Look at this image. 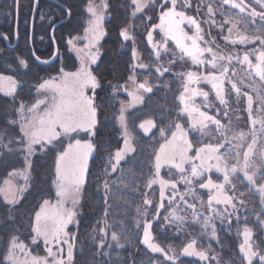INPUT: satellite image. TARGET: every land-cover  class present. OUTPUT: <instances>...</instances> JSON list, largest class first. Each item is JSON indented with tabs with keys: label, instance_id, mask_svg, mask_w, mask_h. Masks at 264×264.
<instances>
[{
	"label": "snow or ice",
	"instance_id": "6c2138e0",
	"mask_svg": "<svg viewBox=\"0 0 264 264\" xmlns=\"http://www.w3.org/2000/svg\"><path fill=\"white\" fill-rule=\"evenodd\" d=\"M157 4H159V24L146 28L149 45H155L152 48V55L155 56L156 61L164 60L161 53H170L168 64L172 66L176 60L171 57H175L178 50L181 59L187 58L192 65L197 66L198 69L203 67L205 71L189 70L186 73H180L183 90L176 96L177 115L188 117L187 129L178 121L158 126L154 118L144 119L139 124V129L145 135L158 128L160 137L164 139V143L160 144L159 150L154 154L155 176L147 180V187L150 188L159 183V195L163 200L165 188L171 187L175 190L177 182L160 178V169L163 165L175 168L180 173L179 183L184 185V192L179 199L192 210V222L200 224L205 231L211 229L212 238L217 239L215 218L223 219L225 213L228 216L237 214L240 208L246 207L247 202L244 199L246 195H251L253 191L258 193L261 207L264 208V83L259 89H255L256 99L259 101L257 111L260 115L258 117L253 116V97L247 92L243 93L247 97L246 110L249 114V123L253 126L259 124L258 129L253 127L247 134L242 131L236 132L231 127L230 121L228 124L222 122L219 107L223 106L225 109L229 107V101L225 98V81L231 85L232 91L237 94V99L241 95V89L237 83L228 77L230 70L233 74L236 72L235 67H231L233 60L239 65H246L249 78L254 74L259 81L264 82V0H249L248 3H245V0H220L219 8L214 7L210 0L206 5V15L211 21V26L219 28L221 33L227 30V35H223L222 39L234 47L246 46L242 57L231 53L221 54L220 46L215 41H206V44H215V50L212 46H200L199 42L205 39L201 22L194 15H188L186 11L192 7L191 0H182V2L181 0H126L127 17L121 22L119 37L124 41L134 40L135 19L138 16L143 17L149 7L155 8ZM178 6L183 10H178ZM202 6H204V0H199L195 10L197 15L200 14ZM223 6H228V10H225ZM14 7L18 14L19 0H14ZM231 9L236 11L230 12ZM85 10L89 18L84 28V36L80 39L86 40L87 43L83 48H77L74 43L77 38H71L68 41L70 50L76 52L80 59V66L75 71H66L61 66L55 76H49L39 82L35 86L37 98L31 104L25 103L22 98L17 99V90L21 85L13 76L0 75V92L11 98L8 102L10 108L4 111L3 131H0V158L15 153L24 155L25 159L23 170L14 169L8 173L9 178L19 177L24 183L14 184L11 179H5L0 186V195L3 196L0 207L4 208V215L0 216V225L16 226L15 232L7 238L6 249L0 256V264H76L74 250L79 237L68 229L69 225L78 224V209L91 175L89 157L96 150L91 139L84 140L76 137L80 133L88 137L95 136L100 124L99 115L103 101L97 103L99 99L97 90H102L103 85L99 77L90 70L89 65L95 64L99 57L98 45L100 39L106 34L104 20L105 16L111 12V4L109 0H99V2L87 0ZM68 14H71L70 9ZM217 15L223 17L219 23L215 19ZM151 19L147 17L149 23ZM258 20L261 22L259 25H257ZM181 25H187L192 29V34L186 32ZM157 28L162 38L154 41L153 32ZM169 41L174 43V50H170ZM132 56L134 61L138 60L135 47H133ZM253 56L255 61L251 59ZM151 58L152 56L149 57ZM36 60L40 63H49V61H41L38 56ZM224 61L227 63H222ZM19 63L27 67L25 60L19 59ZM170 66L166 67L163 63H157L155 73L158 74V79H162L171 71ZM135 67L152 71L151 66L143 63H138ZM209 68L215 71H209ZM128 80L131 81L135 90L128 91L127 82L124 85L110 84L109 87L113 88V98L123 88L132 97V103H142L144 96L141 93L153 92L154 85L148 79L139 82L137 77L129 76ZM202 82L211 86L219 106L209 100V92L190 87ZM240 83L243 84L244 81L241 80ZM161 86L170 87L166 83L155 85V87ZM86 89L91 90L95 95H86ZM196 97H202L205 103L197 106L193 103ZM131 106V103L126 105L121 102L119 113L114 116L122 134L123 147L108 154V159L96 177L97 194L104 201L105 209L102 221L98 222L93 230L92 241L95 248L93 261L95 262L99 254L100 257L105 258L103 264H119L118 261L111 259L113 251L122 249L126 243H130L128 231L123 226V222H121V228L111 231L109 236L110 226H107V217L110 208L109 200L119 193L121 202L126 203L123 193L134 190L136 185V174L132 169L125 170L120 167V175L113 179L118 166L125 161L126 155L135 151L132 145L134 121H129L125 115L126 109ZM213 107H216L215 114L202 110V108ZM160 111L159 123L163 124V115L168 110L161 106ZM223 115L227 117V111H224ZM189 130H194L201 136L208 137L209 140H215L216 143H204L194 148L192 141L189 140ZM229 133L232 134L229 135ZM65 139L68 140L66 146ZM193 151L195 156L189 155ZM38 154L54 158V178L51 184L55 189L56 199L55 202L47 198L41 199L29 220V235L31 244L39 246L42 242L45 245L48 256L51 257L50 260L33 255L29 251L28 244L18 235L23 225H17L19 217L16 213L27 193L31 191V171L34 161L30 158L37 157ZM212 172L217 174L216 180L210 175ZM241 184L246 188V192H238V185ZM114 185L119 187L114 188ZM197 186L209 192L207 215L197 213L196 205L188 203L185 199L189 196L194 200L201 199L197 196ZM168 199L169 211L164 218L166 226L175 224L178 230L182 229L187 217L179 214L178 207L171 206L175 204L174 196ZM143 204L155 206L157 213L164 207L163 204L154 205L153 201L146 197ZM213 204L223 205L224 211L219 208L213 209ZM229 208L232 212L227 211ZM254 214L260 231L264 232V211ZM147 215V207L137 208L138 217ZM151 226L152 221L145 219L143 239L140 243L146 245L152 253L161 254L167 264H179V255L175 249L165 248L153 242ZM243 236L244 242L239 247L242 264L243 262L255 264L256 260L258 264H264V241L253 244V229L248 227L247 223L243 228ZM195 244V240L186 243L182 248V254L197 256L201 261L208 260L209 251L196 250ZM212 259L216 257L212 256ZM133 264H135L134 261ZM149 264H155V262L150 261ZM218 264H225V262L220 260ZM230 264L235 262L232 261Z\"/></svg>",
	"mask_w": 264,
	"mask_h": 264
},
{
	"label": "trees",
	"instance_id": "16d2710c",
	"mask_svg": "<svg viewBox=\"0 0 264 264\" xmlns=\"http://www.w3.org/2000/svg\"><path fill=\"white\" fill-rule=\"evenodd\" d=\"M57 1L66 6L68 10L70 9L71 12L69 21L58 28L56 31V36H58V45L63 62L69 66L67 69H74V58L67 54L66 47L61 44L60 37L62 36V32H67L71 35L82 27L80 20L82 19V10L84 9L87 0ZM109 2L111 4V20L106 22L108 34L107 38L102 44V54L98 59L97 65L93 68L94 74L99 77L103 85L102 90H97L99 96L97 103L103 101V106L101 108V114L99 115L100 124L98 126V132L96 133V137L93 141L96 150L89 159L91 175L89 177L87 190L81 201L82 208L81 213L78 216V224L75 223V226L69 230L72 233L78 234L79 237L74 250L76 264H103L105 259L97 254L95 262L93 261V253L95 252L92 241V237L94 235L93 230L96 228L98 222L102 221L105 209L104 201L97 194L96 177L99 173V170L103 167L104 163L108 159V154L113 153L120 146V140L117 137L116 131L112 129L113 125L111 124V120H109L110 117L116 112V108H120V105L115 103V99H123L124 101L122 102L124 104H130L129 99L126 98L128 91H125L122 88L119 94L113 98V96L109 94L113 88L109 87V85H124L127 82V88L129 89V84H131V81L128 80V77L134 76V74L136 75L134 69L139 68L135 67V65L139 63V60L134 61L132 56L133 47L136 48L138 54V42L136 40L124 41L118 35L121 22L127 17V11L125 8L126 0H109ZM1 5L4 9H12L13 0H1ZM30 5L31 0H19V8L21 10L28 11L31 7ZM43 5L44 4L42 3L39 7L42 8ZM51 7L58 9L55 6ZM121 46H124V48L120 49ZM51 72L55 73L53 69H42L43 78ZM4 73H7V70H5L3 65L0 64V74ZM39 82V78L37 80L26 79L24 81L26 84H38ZM22 89L25 90L29 88L23 85ZM154 89L152 93H147V96H145L144 100H150L155 96L156 89ZM122 91H124V93H122ZM170 95H158L160 99L159 101H163L164 99L167 100H165L164 106H167V110L169 111L165 112L163 115V121L166 120L167 123L168 118H171V120L174 121L183 119L181 116L178 117L176 111H173L175 108L173 106V98ZM21 97L23 96H20V98ZM25 99L27 100L28 98L25 97ZM141 110H143V107H140V109L138 107L137 110L133 111L132 118L140 114L142 112ZM157 113V115L154 114V116H151V118H154L155 120H161V111ZM1 130H3V124L0 126V131ZM135 131L140 136H142L137 129ZM152 133L153 134L150 135L151 139L155 138L156 135H159V131H157V129H155ZM159 138H161L160 135L157 137V139ZM193 147L197 146L193 145ZM51 157L52 156L42 158L41 155L38 154L37 157L32 159L34 161V167L32 169V172H34V176L32 175V190L36 194L31 197V203L29 206L22 207L20 205L18 208L16 213V215L19 217L17 220V225H23L18 235H26L29 233V220L34 214L33 210L38 208L41 199L52 197V192L46 187V185L48 186L46 172L51 168ZM127 162L128 160L118 166L116 173L113 175V179L120 175V167L126 168ZM21 166L22 161L17 154H11L0 158V180L4 177V173L16 168H20ZM36 172L42 173L40 179L37 178ZM149 173H151V171ZM169 177L170 176L168 174H162V178L165 180H169ZM40 183H44V188H39ZM36 187L39 188L37 191ZM114 188H118V185H114ZM170 192L173 191L171 190L168 193ZM144 193V189L137 190V192H134V190H128L127 192L123 193V196H125L123 198L126 203L121 202L119 193L109 200L110 208L109 215L107 217V226H110L109 236L111 231L120 229L121 222H123V226L127 229L130 239V243H126L124 248L113 251L111 257L113 261H118L119 264H133V261L135 264H149L150 261L155 262V264H167L161 254L152 253L146 245L140 243L144 221L142 222L141 219H138L139 217L137 216V208L143 209L144 207H147V217H150L147 220L152 221L151 235L153 237V242L165 248L172 247L175 249L176 253L179 255V264H217L220 260H223L225 264H230V262H232L235 255L233 254L232 258L230 255L234 253L235 248L232 247L230 242L232 232L230 229L227 228L224 231H219V233L216 231V242L215 240L212 241L213 238L211 239L209 237L210 235H208L207 231L199 229V227L188 218L182 229L178 230L175 225L166 226L163 217L169 208L166 204L167 202L163 200V209H161L157 214L158 218L156 217V220H152L156 213V207L153 205L150 207L145 206L143 204V200L146 197L149 200H153V204L157 206L158 189L153 187L151 192H147V194ZM0 201H2L1 197ZM3 215L4 208L0 207V216ZM137 222H139V227H137ZM15 229L16 226H0V256L3 255L6 249L8 236L15 232ZM210 231L211 230H209V232ZM192 240L196 241L195 247L197 250L209 251V259L207 262L201 261L198 257H194L192 259L181 254L183 246ZM123 242L124 241H122V243ZM212 255L218 259V262H214Z\"/></svg>",
	"mask_w": 264,
	"mask_h": 264
},
{
	"label": "rangeland",
	"instance_id": "374dc122",
	"mask_svg": "<svg viewBox=\"0 0 264 264\" xmlns=\"http://www.w3.org/2000/svg\"><path fill=\"white\" fill-rule=\"evenodd\" d=\"M97 2H99V0H97ZM181 2H182V0H181ZM208 2H210V0H204V6L201 7V11H200L199 15H197L195 12L197 5L199 3V0H191L192 7L190 9L186 10L188 15H194L195 18L201 22V27H202V31H203L205 39L199 42L200 46L201 47L212 46L215 50V44H206V41H215V43H218L220 46L219 50L221 51V54L227 55V54L231 53L233 55H240L242 57L243 52L246 50V46L237 45L234 47L230 44H227V42L222 39L223 35H227V30L225 29V31L223 33H221L219 28H217L215 26H211V21L208 20L207 15H206V5ZM212 2H213L214 7H217V8L220 7V0H212ZM248 2H249V0H245V3H248ZM13 6H14V0H13L12 9H13ZM85 6H86V4H85ZM56 7L60 8L59 6H56ZM223 7L225 10H228V6H223ZM49 9H51V8L44 4L42 6L41 10H48L49 11ZM178 10H183V9L179 8V6H178ZM82 11H83V16H82V19L80 20L82 27L79 28L75 32L73 31L74 34H71V35H70V33H67V32L63 33L62 32L61 33L62 36L60 37L61 44L66 47L67 52L69 54H71V56L74 58L75 68L74 69H67L69 66L64 64L62 59L59 58L60 62L58 63V69L61 66H63L66 71H75L76 68H78L80 66V59L78 58L76 52L70 50V46L68 44V41L71 38H77L74 41L75 46L77 48H83L84 44L87 43L86 40L80 39L81 37L84 36V28L86 27V22L89 18L88 13L85 10V7ZM229 11L235 12L236 10L231 9ZM147 17L152 18L151 23L148 22ZM41 19H43L42 16L40 17L39 20H41ZM215 19L219 23L221 20H223V17L220 15H217L215 17ZM110 20H111V15H110V13H108L105 16V20H104V28H105L106 34L100 39L99 45H98V47L100 49L99 57L103 51L102 44L105 41V39L107 38V34H108L107 29H106V22H108ZM204 21H207V22H204ZM134 23H135L134 41L136 40L138 42V60H139V63L147 64V65L151 66V68H152L151 72L146 70V69H141V68L134 69L135 70L134 72H136V75L134 74V76L137 77L139 82H143L145 79H148L150 81V83L152 85H154L153 89L155 88L156 90L154 89L155 90V96L153 98H151L150 100H143L142 103H132V97L129 96L128 94L126 95V98L129 99L132 106L126 109L125 115L129 121H134L135 130L137 129L141 133L142 136H140L136 131H133L132 145H133V148L135 149V151H134V153H130V154L126 155L125 161L128 160V162H127L126 168H124V169L125 170L132 169L136 174V185H135L134 192H137V190H140V189H142V190L144 189V192H145L144 194H147V192H151V189L153 187H156L158 189V204H157V206L159 204H163V202L166 201L167 202L166 204L169 207L170 202H169L168 198L174 196L175 197V204H172L171 206L172 207H178L179 208V214L186 216L189 220L192 221V210L189 209L187 207V205L179 199V196L181 194H183V192H184V185L179 183L180 173L175 168H172L170 165H163L160 169V178H162V174H168L170 176L169 180L177 182V188L175 190H173L171 187L165 188V196L163 198L164 201L161 200L160 195H159V193H160L159 183L152 185V187H150V188L147 187V180L149 178L155 176L154 154L156 151L159 150L160 144L164 143V139L163 138L157 139V137L159 135H156L155 138L151 139L150 135L153 134L152 132L155 129H153L151 133L145 135L143 133V131L139 129L138 126L142 122V120L149 119V118H151V116H154V114L159 112L161 106H163V108L167 109V106L166 107L164 106V104H165L164 102L166 99H164L163 101H159L160 99H159L158 95H160V94L161 95L163 94L166 96L172 94L174 96L173 97L172 95H170L173 98V106L175 108V110H173V111H176V113H178V107H177L178 101L176 100V96H178L179 92L183 90L182 89L183 81L180 78V73H186L189 70H191L193 72H196V71L204 72L205 68L201 67L198 69L197 66L192 65L191 62L189 60H187V58L181 59L178 50H176L175 57H171V58L176 60V63L174 65L170 66L168 64V59L170 58V53L169 54L161 53V55L164 56V60L160 61V62L156 61L155 56L152 55V48L155 47V45L154 44L151 46L149 45V41L147 40L146 28H151L152 25L159 24V4H157L155 8L149 7L146 10V12L144 13L143 17L138 16V18L135 19ZM260 23L261 22L258 20L257 25H259ZM181 27L186 32H189V34H192L193 30L190 29L187 25H181ZM161 38H162V34L159 32V29L158 28L155 29V31L153 32V40L159 41ZM123 48H124V46H121L120 49H123ZM169 48H170V50L175 49V45L171 41H169ZM205 55L207 57V54H205ZM150 56H152L151 59H149ZM99 57H98V59H99ZM207 58L210 59V57H207ZM98 59H97L95 64L89 65V68L91 71H93V68L97 65ZM251 59H253V61H255L254 56L251 57ZM157 63H163L164 66H166V67L170 66L171 67V71L166 73L162 79H158V74L155 73V67L157 66ZM222 63H227V61H224ZM231 67H235L236 72H235V74H233V72L230 70L228 73V77L233 82L237 83V86L241 89V95H240L239 99H237V94L232 91L231 85L228 84L227 81H225V85H224V87H225V98L229 101V107L227 109H225L223 106H219V102L215 98V93L211 90V86L209 84L202 82L200 84H193L190 87L200 88V89H203L204 91L209 92V100L212 101L215 105L220 107V115L222 118V122L225 124H228L230 121L231 127L236 132L242 131V132L247 134V133L251 132L253 127L258 129L260 127V125L256 124L255 126H253L252 124L249 123V114L246 110L247 109V97H245L243 95V93L247 92L249 95H251L253 97V116L258 117L260 115V113L257 111L259 101L256 99V90L255 89H259L261 87V84L264 82L259 81V78L256 77L254 74H252L251 78H249L246 65H239L235 60H233ZM58 69H57V71H58ZM132 70H131V72H132ZM208 70L209 71H215V70L210 69V68ZM56 74H57V72H55L53 74L51 73L48 76L44 77L42 80L47 79L49 76H55ZM241 80L244 81L243 84L240 83ZM165 83L170 85V87L169 88H165L162 86L161 87H155V85H157V84L163 85ZM134 90L135 89H134V86L132 85V83L129 84L128 91H134ZM0 93L2 95H4L3 92H0ZM112 93H113V90L109 92L110 95H112ZM122 93H124V91H122ZM33 94H34V99L32 101L28 102L27 104H31L37 98L35 89H34ZM141 94L144 96V98H145V96H147V93H141ZM86 95L93 96L95 94L91 90L86 89ZM8 98L11 99L10 97H8ZM122 101H124V100L123 99H115V103H117V105H121ZM193 103H195L197 106H202L205 103V101L203 100L202 97H196L194 99ZM138 107H139V109H140V107H143V110H141L142 112L132 118L133 111L137 110ZM6 108H10V104L7 107L2 108V111H0L1 116H2V118H1L2 124H3L4 111ZM119 109L120 108H116V112L113 114V116L110 117L109 120H111V124L113 125L112 129L116 131L117 137L120 140L119 148H122L123 147L122 134L119 130L118 122L114 119V116L118 115ZM202 110L208 111L209 114H215L216 107H213L211 109L202 108ZM173 111H170V112H173ZM224 111H227V113H228L227 117H224V115H223ZM181 117L183 119H180L177 121L182 123L185 126V128L187 129L188 128V117L186 115L181 116ZM172 119H174V118H172ZM167 120H168V123L177 122V121L171 120V118L170 119L168 118ZM157 122H158V126H164V125L168 124L166 122V120L163 121V124H160L159 123L160 120H158V119H157ZM212 127H214V126H212ZM1 131H3V130H1ZM9 131H13V130L9 129ZM157 131H159L158 128H157ZM97 132H98V128H97L96 133ZM231 134L232 133H229V135H231ZM258 135H259V133H258ZM95 137H96V135L93 137H88L84 133H80L76 138L84 139V140L91 139V141L93 142ZM189 140L192 141L193 145H195L197 147L202 146V144H204V143H209V142L216 143L215 140H209L208 137L201 136L199 133H197L194 130H189ZM67 143H68V140L65 139V146L67 145ZM194 148H196V147H194ZM93 153H92V155H93ZM17 155L19 156V158L22 161V166L20 168H16L15 170L21 171L25 168V159H24V155H22V154H17ZM39 155H41L42 158L49 156V155H43V154H39ZM189 155L195 156V152L194 151L190 152ZM91 156L89 157V159L91 158ZM33 158L34 157H31L30 159L32 160ZM50 160H51V168L46 172V175H47L46 179H48V186L46 185V187L49 189V191L52 192V195H51L52 197H47V199H51L53 202H55V199H56L55 194H54L55 189H54L53 185L51 184V180L54 178V171H53L54 170V158L51 157ZM125 161H122L121 163H123ZM149 162L151 165L149 164ZM186 167H190V166L186 165ZM148 169H149V171H148ZM13 170H10V171H7L6 173H4V175H3L4 177L1 178V180H0V186L3 185V182L5 179H11L14 184H23L24 183L22 178H19V177L9 178L8 173L13 171ZM150 171L152 174L149 173ZM42 173H43V171H42ZM42 173L36 172V176L38 179H40V177L42 176ZM147 173H149V174H147ZM33 174H34V172L31 171V177ZM150 174H151V176H150ZM210 175L212 176V178L214 180H216L217 174L215 172L210 173ZM33 179H34V177H33ZM49 179H50V181H49ZM40 187L44 188V183H40L39 188ZM118 187H119V185H118ZM32 188H33V183H32ZM32 188H31V191L29 193H27L26 198L23 200V203L21 204L22 207L29 206L31 203V201H30L31 197L36 194L32 190ZM39 188L36 187V191ZM171 190L173 192L168 193ZM240 191H245V192L247 191L243 184L238 185V192H240ZM196 192H197V196L200 197L201 199L194 200L190 196L185 197V199L188 201V203H194L196 205V212L197 213H202L204 215H207L208 214L207 198H208L209 192L207 189H199L198 186L196 187ZM0 197L3 200V196L0 195ZM123 197H125V196H123ZM244 199L247 202L246 207L240 208V210L238 211L237 214H233L231 216H228L227 213H225V217L223 219H221L220 217H217L214 220V224L216 226V231L218 233H219V231H224L227 228L232 231L230 242L232 244V247L235 248V250H234V253H232V255H230V257L232 258L233 254L235 255L234 259L232 260L235 262V264H240V263L242 264V254L239 251V247L244 242L243 228L245 226V223H247L248 227L253 229L252 242L254 245L256 243L264 241V232L260 231V229L257 225V222H256V216L254 214L256 212L264 211V208L261 207V201H260L259 194L256 193L255 191H253L251 195H246L244 197ZM150 206L151 205H148V207H150ZM81 208H82V205H80V207L78 209L79 215L81 213ZM217 208H219L221 211H224L223 205L213 204V209H217ZM161 209H163V208H160L159 211ZM168 211H169V208H168L166 214L164 215L163 219L168 215ZM227 211L232 212V209L229 208ZM158 213L156 211L152 220H156ZM237 216H239V219H237ZM149 218L147 216L146 217H144V216L140 217L139 216L138 219L139 220L141 219L143 222V221H145V219H149ZM164 222L166 224L165 219H164ZM194 224L196 226H198L199 229H201V230L203 229L200 224H198V223H194ZM173 225H175V224H173ZM74 226H75V223L69 225L68 230H70ZM209 230H211V229H209ZM209 230H207V233H208V235H210L209 237L212 239L211 231L209 232ZM150 233H151V228H150ZM19 236L26 244H28L29 251H31V253L33 255L40 256V257H46L49 260L51 259V257L48 256L45 245L42 242L39 244V246L31 244V242H30L31 237H30L29 233L26 235H19ZM142 239H143V231H142L141 240ZM214 240L216 241V239H213L212 241H214ZM195 249H196V247H195ZM181 254H182V252H181ZM194 257H197V256H187V258H192V259ZM213 260L215 263L218 262L217 258L213 259ZM203 262H207V260H204ZM243 264H246V262H243ZM255 264H258V260L255 261Z\"/></svg>",
	"mask_w": 264,
	"mask_h": 264
},
{
	"label": "flooded vegetation",
	"instance_id": "af4514ba",
	"mask_svg": "<svg viewBox=\"0 0 264 264\" xmlns=\"http://www.w3.org/2000/svg\"><path fill=\"white\" fill-rule=\"evenodd\" d=\"M37 1L38 6L34 14V0H31V7L28 11L19 8L17 14L14 6L13 9L2 8L0 0V64L7 70V73L0 75H11L18 81L21 87L17 90V99L22 98L25 103L34 99L33 93L37 85L24 83L26 79L37 80L39 78L41 82L43 79L42 69H53L54 72H57L58 63L60 62L59 58L62 59V57L56 31L61 25L67 23L71 17L70 14L67 18L66 11L58 7V9L51 7L55 5H52V3L46 0ZM53 1L58 2L57 0ZM42 3L46 6L50 5L49 7L51 9H49V11L41 10L42 8L39 6ZM58 3L68 11L66 6L60 2ZM41 16L43 19L39 20ZM66 18L67 20L64 23L57 25L53 29L57 23L62 22ZM5 36L7 37L6 39ZM55 48L57 49L58 55L53 62L48 65H43L36 61L37 56L41 61H50L54 56ZM33 53H35V55H33ZM67 54L71 56L68 52ZM19 59L25 60L27 62V67L20 65ZM51 73L53 74V72ZM23 85L27 86L29 89H22ZM20 96L23 97L20 98ZM25 97L28 99L26 100ZM9 101L10 99L8 97L0 93V111H2V108L9 105ZM1 118L0 112V126L2 125Z\"/></svg>",
	"mask_w": 264,
	"mask_h": 264
},
{
	"label": "water",
	"instance_id": "95a60500",
	"mask_svg": "<svg viewBox=\"0 0 264 264\" xmlns=\"http://www.w3.org/2000/svg\"><path fill=\"white\" fill-rule=\"evenodd\" d=\"M46 1L49 2V3H52V4L56 5V6H59L62 10L66 11V12H67V18H68L69 14H68V11L65 9V7H63V6L60 5L58 2L53 1V0H46ZM37 6H38V1H37V0H34L33 14L35 13V11H36V9H37ZM14 8H15V7H14ZM15 11H16V10H15ZM67 18H66L65 20H63L62 22L57 23V24L53 27V29H54L57 25H59V24H61V23H64V22L67 20ZM55 53H57V49H56V48H55V50H54V54H55ZM56 57H57V55H54L53 58L49 61V63H40V64L48 65V64H50L51 62H53V60H55ZM36 61H37V60H36ZM37 62H39V61H37Z\"/></svg>",
	"mask_w": 264,
	"mask_h": 264
}]
</instances>
